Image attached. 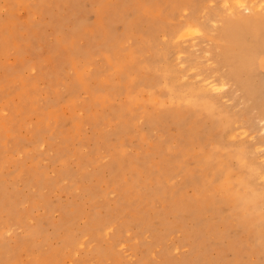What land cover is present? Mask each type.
Returning <instances> with one entry per match:
<instances>
[{
  "label": "rangeland",
  "instance_id": "374dc122",
  "mask_svg": "<svg viewBox=\"0 0 264 264\" xmlns=\"http://www.w3.org/2000/svg\"><path fill=\"white\" fill-rule=\"evenodd\" d=\"M234 1L0 0V264H264V0Z\"/></svg>",
  "mask_w": 264,
  "mask_h": 264
},
{
  "label": "bare ground",
  "instance_id": "6f19581e",
  "mask_svg": "<svg viewBox=\"0 0 264 264\" xmlns=\"http://www.w3.org/2000/svg\"><path fill=\"white\" fill-rule=\"evenodd\" d=\"M243 3V2H242ZM233 5H235L237 8H239V7H241V6H243L239 1H234L233 3H232ZM245 5V4H244ZM259 9H261V7H259L258 8V10ZM242 11H246V12H249V11H254V8L249 4V5H245V6H243L242 7ZM250 22V20H245L244 22L243 21H238V22H235V23H231L230 25L231 26H233L234 28H240V24H242V23H249ZM257 23V22H256ZM191 27L190 26H187L186 27V30L184 31V33L183 34H181L182 36L184 35V34H189L190 33V29ZM242 35V34H241ZM180 38H182V37H180ZM236 40H238V39H236ZM252 47V46H251ZM241 53H240V56H239V62H240V64H242V65H247L248 64V62H249V59H250V50L248 49V48H246V47H241ZM228 76L231 78V79H233V80H237V79H239V75L238 74H236V73H234V72H231V73H229L228 74ZM78 77H80V75H78ZM176 79V78H175ZM177 80V79H176ZM246 84H244V86H243V91L245 92V94L247 95V96H249V97H251V98H254V97H258L259 96V94H257L254 90H253V84L251 83V82H245ZM202 84H203V86H206V85H209L208 86V89L209 90H211V91H214V90H219V89H221L219 86H217V84H214V83H212V82H210V81H203L202 82ZM260 94H262V93H260ZM77 126V125H76ZM262 177H264V170H263V174H262ZM246 205H248V204H246ZM247 218H248V216H247ZM247 224V223H246ZM244 229V228H243Z\"/></svg>",
  "mask_w": 264,
  "mask_h": 264
}]
</instances>
